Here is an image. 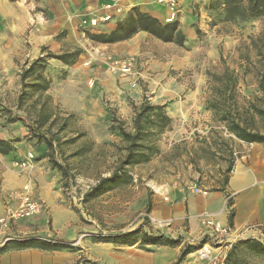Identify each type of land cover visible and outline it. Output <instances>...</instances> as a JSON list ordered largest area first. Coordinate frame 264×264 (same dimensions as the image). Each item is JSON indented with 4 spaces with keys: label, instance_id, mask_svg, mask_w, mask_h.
Masks as SVG:
<instances>
[{
    "label": "rangeland",
    "instance_id": "rangeland-1",
    "mask_svg": "<svg viewBox=\"0 0 264 264\" xmlns=\"http://www.w3.org/2000/svg\"><path fill=\"white\" fill-rule=\"evenodd\" d=\"M214 1L218 0H176L174 17L166 21L170 17L169 9L156 0L167 8L162 23L176 21L185 41L182 45L165 43L147 33L136 55L127 53V47L91 39L92 34L108 33L134 11L146 12L133 6L131 0H0V135L11 144L12 151H19L13 155L11 165L29 175L26 179L37 182L36 189L46 182L50 192L59 191L56 203L64 210L60 222L68 214L72 218L69 235L75 237L71 245L80 236L103 241L97 236L132 231L135 233L125 241L141 247L145 245L144 234L169 237L162 233L160 220L145 212L146 205L143 206L148 197L152 198L155 188L180 183L186 190L195 192V186L203 191L220 186L226 167L222 158H227L228 153L219 146V138L228 141L233 153L238 140L205 108L209 95L207 81L209 74L221 73L225 66L235 68L239 103L263 108L262 101L256 100L263 94L259 87L263 62L256 56L251 40L264 32V17L225 22ZM104 4L114 5L113 19L91 26L89 19L99 17L93 14H104ZM186 14L191 16V21ZM188 33H192V41L187 40ZM261 43L264 41H260V46ZM42 47L56 54L79 47L82 53L69 66L55 59L47 60L44 75L49 86L45 95L27 88L28 96L19 107L20 73L27 61L41 56ZM184 54L189 60L186 68H169L164 78L159 70L148 65ZM144 61L149 62L146 76L142 75ZM123 64L130 67L126 74L120 69ZM136 87L151 103L160 96H171L166 93L177 87L179 94L172 95L166 103L174 109L167 112L171 116L182 117L178 111L186 91V98L195 93L196 107L179 120V135L168 130L165 131L168 135L164 132L157 137L159 153L150 162L130 166L127 174L119 173L114 183L89 193L101 178L110 176L117 168L123 142L118 131L110 126L119 122L130 129L132 89ZM41 104L45 105L44 111H49L50 118L45 126L38 128L32 118L37 117ZM26 109L31 110L30 115H25ZM97 109L107 114L95 113ZM250 112L254 126L263 130L264 115L253 109ZM51 134L58 138L53 142L56 145L53 150L44 143ZM15 143L20 148L14 147ZM5 155L0 154V158ZM23 161L27 166L21 168ZM53 162L61 165L62 171ZM81 195V202H74L73 197ZM163 198L167 199V193ZM140 222L146 228L142 229ZM232 252L247 264H264V253L247 249L243 244H237ZM216 253L220 255L213 252L207 262L218 264Z\"/></svg>",
    "mask_w": 264,
    "mask_h": 264
},
{
    "label": "crops",
    "instance_id": "crops-1",
    "mask_svg": "<svg viewBox=\"0 0 264 264\" xmlns=\"http://www.w3.org/2000/svg\"><path fill=\"white\" fill-rule=\"evenodd\" d=\"M131 3L161 22L167 15V8L157 3L156 0H131ZM93 15L100 16L101 14ZM186 18L191 21L190 15L186 14ZM184 28L187 29V25L184 24ZM145 35L147 33L140 31L131 38L115 42L112 45L127 47V53L137 55L139 45ZM192 38V33H188L187 40L192 41ZM148 63V61H144L145 68L142 75L146 76ZM188 64V55L184 54L182 57H169L161 62L153 61L148 65L152 69L159 70L161 78H164L167 69L174 67L185 69ZM180 85L182 86V84ZM179 91L176 87L166 94L171 93V96L174 97L179 94ZM186 92L182 95L185 99L182 100V106L178 111L182 117L171 116L169 113L171 109L172 111L174 109L166 106L172 121L170 133H174V135L181 133L179 120L196 107L195 93L190 98H186ZM171 96H160L155 100V103L166 104ZM132 97L134 103H140L143 98L142 90L138 87L133 88ZM101 111L105 115L107 114L105 110L98 109L95 113ZM174 128H178V133ZM166 134L168 135V132H165ZM0 139H3L2 135H0ZM14 147L20 148L16 143ZM18 152L13 150L9 155L0 158L3 159V169L0 171V214L5 213L9 206L8 196L13 194L29 176L11 165L13 155H17ZM234 155L233 167L226 184L218 186L216 190L208 189L205 193H195L192 190H186L180 183L155 188V193L150 198L151 207L147 212L160 220L163 225L162 233L164 232L170 238H181V244L176 247L149 244L142 245L143 247L134 244L117 245L112 242L81 239V236L71 245L75 237L69 235L71 232H69L70 219L72 218L68 214L65 221L60 222L64 210L56 203L59 191L53 189L50 192L49 184L47 185L46 182L40 183L36 189L37 182L32 179L33 195L44 202V213L31 219L11 221L7 227L0 228V264H175L180 248L184 244H199L203 240L207 232V227L203 223L208 218L219 226L227 228L232 234L242 231L247 226H257V230L253 231L255 234L257 231L264 233V143H245L238 140ZM37 175H41V173ZM165 193H167L166 200L163 198ZM228 196L230 204L227 202ZM145 205L146 203L143 206ZM230 213H232V218L229 220ZM145 226L142 224V229L146 228ZM29 236L33 237L36 242L41 241L49 244L60 239L68 243L70 247L43 249L32 244L24 248L1 249L7 242L4 240L8 238L10 240H25ZM249 236L247 234L248 238ZM220 251L217 248L213 249V252ZM177 264L210 263L197 258L193 251Z\"/></svg>",
    "mask_w": 264,
    "mask_h": 264
},
{
    "label": "trees",
    "instance_id": "trees-1",
    "mask_svg": "<svg viewBox=\"0 0 264 264\" xmlns=\"http://www.w3.org/2000/svg\"><path fill=\"white\" fill-rule=\"evenodd\" d=\"M214 6L224 15L225 22H233L236 20L245 21L249 19H255L258 17H264V0H218L214 1ZM143 31L153 36L154 38L165 42L182 45L185 41V35L179 28L176 21L162 23L156 17L141 11H134L128 16L127 19L121 22H117L112 30L108 33L92 34L91 39L100 43H115L118 41L131 38L134 34ZM260 41H264V32L257 38L251 40V45L255 49L256 56L263 62V69L260 72L259 87L262 90V96L256 97L257 101H262L263 108H258L254 104L244 106L239 103V96L237 94L238 73L235 68L224 67L221 73L209 74V80L207 81L209 87V95L207 97L205 108L211 110L217 117V121L223 126L225 131L236 138L237 140L245 143H264V129L258 130L251 120V110L259 112L264 115V43L260 46ZM41 56L27 61L20 73L21 91L18 96V105L23 103L28 96L27 88L33 91H38L40 95H43L49 86V80L44 75L47 60L55 59L64 65H72L76 58L82 53V49L79 47H73L71 50L63 51L61 53H53L47 49V47L41 48ZM248 58V57H247ZM246 58V59H247ZM29 79V82H28ZM45 95V94H44ZM48 98V97H47ZM40 110L37 117H33V124L38 128L45 126L49 121L50 113L44 111V104L39 106ZM35 106L32 104V109ZM132 116H131V128L126 129L123 124L117 122L111 124V130H117L121 136L123 146L120 149L121 155L117 160V168H115L110 176L101 178L94 190L104 185L114 183L118 179V174L123 173L126 175L130 166L143 164L148 162L155 154L159 153V148L156 144L157 137L168 131L172 127V121L166 111V104L151 103L146 96H143L142 100L138 104L132 103ZM251 109V110H250ZM30 109L24 110L25 115H30ZM22 117H20L21 119ZM49 125L46 127V132L49 133ZM56 134H51L49 138L45 140V145L49 150H53L56 145L53 142L56 141ZM219 146L228 153L227 158H222L226 161V167L223 170V180L220 186L226 184L228 176L232 170L235 155L229 148L227 140L222 137L219 138ZM59 145V142H57ZM176 145V144H175ZM12 146L4 139H0V154L5 155L12 151ZM53 166L59 171H62L63 167L57 162H53ZM213 190L217 187L211 188ZM89 196V194H85ZM230 204V199H227ZM151 207V200L148 197L145 209L149 211ZM232 218V213L229 214V220ZM135 232H126L121 234H108L98 235L97 238L106 242H112L120 245H132L130 242H126L129 236ZM143 244H153L157 246H170L176 247L181 244V238H170L163 235L148 236L144 234ZM207 242V236L203 237V240L199 244H184L180 248V253L175 261V264L179 263L187 254L193 252L199 248L203 243ZM34 244L39 248H69V244L58 239L55 243L49 244L45 242H36L33 237L29 236L25 240H8L1 249L12 248H24ZM237 244H243L247 249L256 251L257 253H264V244L252 239L247 238L238 240L226 253L225 264H247L245 260L239 258L235 252H232Z\"/></svg>",
    "mask_w": 264,
    "mask_h": 264
},
{
    "label": "built area",
    "instance_id": "built-area-1",
    "mask_svg": "<svg viewBox=\"0 0 264 264\" xmlns=\"http://www.w3.org/2000/svg\"><path fill=\"white\" fill-rule=\"evenodd\" d=\"M157 2L164 3L165 6L169 9L170 18L174 17V10L177 6L176 0H157ZM104 14L99 17H93L89 19L91 26H94L98 23V21L107 22L113 19V14L115 7L113 4H104L102 7ZM123 74H126L130 71V67L128 64H123L120 67ZM31 157V154H29ZM21 168L27 166L25 161L20 163ZM195 193H205L200 187H194ZM229 196L227 197V199ZM9 206H7L5 213L0 217V228H5L9 224V222L19 219H31L34 217H38L44 213V202L35 197L33 195V185L30 179H26L22 186L14 191L13 194L8 196ZM74 202H81V196H74ZM207 227V232L205 236H207V242L203 243L196 250V255L199 259L207 260L213 255V249H220L221 251L216 253L214 256L218 264H225V257L227 251L230 249L232 244L237 242L238 240L243 239L242 237L247 235L249 236L250 232H252L249 238L255 239L264 244V233L253 232L257 230V226H247L242 231L238 233H229L228 229L225 227L219 226L212 219L208 218L203 223ZM10 238L4 240L8 241ZM3 242V243H4ZM218 255V256H217Z\"/></svg>",
    "mask_w": 264,
    "mask_h": 264
},
{
    "label": "bare ground",
    "instance_id": "bare-ground-1",
    "mask_svg": "<svg viewBox=\"0 0 264 264\" xmlns=\"http://www.w3.org/2000/svg\"><path fill=\"white\" fill-rule=\"evenodd\" d=\"M170 17L166 18V21L169 20Z\"/></svg>",
    "mask_w": 264,
    "mask_h": 264
}]
</instances>
